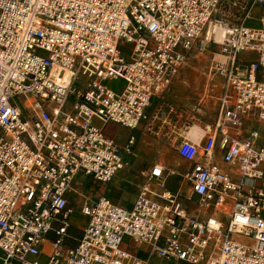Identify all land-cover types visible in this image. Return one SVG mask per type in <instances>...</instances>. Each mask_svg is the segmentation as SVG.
I'll use <instances>...</instances> for the list:
<instances>
[{
    "label": "built area",
    "instance_id": "built-area-1",
    "mask_svg": "<svg viewBox=\"0 0 264 264\" xmlns=\"http://www.w3.org/2000/svg\"><path fill=\"white\" fill-rule=\"evenodd\" d=\"M211 43L216 116L199 140L177 136L188 191L154 164L125 183L128 204L85 197L77 177L118 187L140 158L134 135L120 145L105 126L139 130ZM125 239L176 263L264 264V0H0V264H148Z\"/></svg>",
    "mask_w": 264,
    "mask_h": 264
},
{
    "label": "rangeland",
    "instance_id": "rangeland-1",
    "mask_svg": "<svg viewBox=\"0 0 264 264\" xmlns=\"http://www.w3.org/2000/svg\"><path fill=\"white\" fill-rule=\"evenodd\" d=\"M130 49L131 46H126V50ZM220 55V47L213 43L203 51L191 49L187 53L183 67L169 88L150 102L146 110L149 119L143 122L136 132L128 131L112 123L105 126V135L121 145L125 144L129 135H134L136 138L135 148L140 159L121 171L120 177L137 184L142 180V173H145L152 165L158 164L166 169V180L170 187L175 188L182 183V177L178 174H183L188 165L177 155V136L186 132L184 135L189 137L188 128L196 127L200 136L195 139H200L202 136L200 128L214 120L223 83L222 78L214 70V63L224 60ZM239 59L246 60V55L240 54ZM212 76L214 79L210 80ZM83 81L84 79H81V82ZM103 85L117 92L123 88L124 82L122 80L105 81ZM250 124L247 122L244 127L247 128ZM76 179L74 187L93 201L106 197L112 202H118L121 199V204L125 205L130 203L133 199L132 195L136 192L135 187L128 184H121L125 191L121 192L88 177L79 176ZM182 191L184 193L188 191L185 182L182 184ZM72 200L78 212L79 198L73 196ZM70 221L72 227L67 244L73 247L81 235L83 221L78 214ZM125 243L124 247L128 251L135 252L146 259L148 264H181L150 255L148 247L135 245L129 239H125Z\"/></svg>",
    "mask_w": 264,
    "mask_h": 264
},
{
    "label": "crops",
    "instance_id": "crops-1",
    "mask_svg": "<svg viewBox=\"0 0 264 264\" xmlns=\"http://www.w3.org/2000/svg\"><path fill=\"white\" fill-rule=\"evenodd\" d=\"M190 128V127H189ZM129 131V130H128ZM132 132V131H131ZM134 132H136V131H134ZM184 134H186V132H184ZM130 136V135H129ZM128 136V137H129ZM127 137V138H128ZM178 141V140H177ZM118 144H120V143H118ZM121 145V144H120ZM136 151H137V149H136ZM140 159V158H139ZM180 160H182L181 158H180ZM137 160H134L132 163H134V162H136ZM183 161V160H182ZM185 162V161H184ZM186 163V162H185ZM187 164V163H186ZM188 165V164H187ZM153 166V165H152ZM151 166V167H152ZM150 167V168H151ZM187 167H189V165L187 166ZM150 168L148 169V170H146L145 171V173H147L149 170H150ZM186 169V168H185ZM188 169V168H187ZM186 169V170H187ZM186 170H184V172L186 171ZM176 172V171H175ZM183 172V173H184ZM143 174V173H142ZM180 177L182 176V174H178ZM122 179H127V178H124V177H119V180H117V181H115V182H117L116 184H118V187L117 186H111V185H106V186H111L112 188H115V189H117L118 191H121V192H125L124 191V189L122 188V186H121V184H125V183H122ZM127 181H129L128 179H127ZM143 181V177H142V180L140 181V182H142ZM139 182V183H140ZM133 183V182H132ZM138 184V183H137ZM182 184H183V182L182 183H179V185H177L175 188H172V187H170L169 185H168V183H167V180H166V187L169 189V190H171V191H173V192H177V191H179V190H181V192H183L182 191ZM132 197H133V199H134V195H132ZM89 199V198H88ZM133 199L130 201V202H132L133 201ZM90 200V199H89ZM121 200V199H120ZM120 200L118 201V202H120ZM93 201V200H92ZM121 203V202H120ZM188 209H190L189 211L191 212V208H189L188 207ZM132 253H135V252H132ZM136 254V253H135ZM138 255V254H137ZM139 256V255H138ZM139 257H141V256H139ZM165 261V260H164Z\"/></svg>",
    "mask_w": 264,
    "mask_h": 264
},
{
    "label": "bare ground",
    "instance_id": "bare-ground-1",
    "mask_svg": "<svg viewBox=\"0 0 264 264\" xmlns=\"http://www.w3.org/2000/svg\"><path fill=\"white\" fill-rule=\"evenodd\" d=\"M215 32V34H213L212 36H213V38L215 39V41L217 42V43H220L221 41H222V36H223V32H222V29H220V28H218L217 30H215L214 31ZM214 79V77L212 76V78H210V80H213ZM200 130H201V128H200ZM202 133V132H201ZM199 134V131H198V129L196 128V127H191V128H188V135H189V137L191 138V139H193V140H197V139H195L196 137H198V136H200V135H198ZM199 140V139H198ZM86 178V177H85ZM128 181H127V179H123L122 180V183H127ZM181 264H185V263H181Z\"/></svg>",
    "mask_w": 264,
    "mask_h": 264
}]
</instances>
